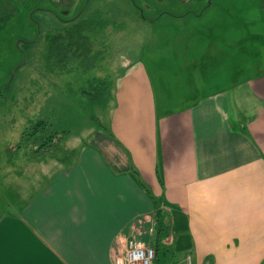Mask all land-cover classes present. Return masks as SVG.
Wrapping results in <instances>:
<instances>
[{
    "label": "crops",
    "instance_id": "obj_1",
    "mask_svg": "<svg viewBox=\"0 0 264 264\" xmlns=\"http://www.w3.org/2000/svg\"><path fill=\"white\" fill-rule=\"evenodd\" d=\"M185 63L181 102L188 85L161 90L139 63L117 79L110 131L0 215V264H113L151 242L156 207L172 264H264V70L205 89Z\"/></svg>",
    "mask_w": 264,
    "mask_h": 264
},
{
    "label": "rangeland",
    "instance_id": "obj_2",
    "mask_svg": "<svg viewBox=\"0 0 264 264\" xmlns=\"http://www.w3.org/2000/svg\"><path fill=\"white\" fill-rule=\"evenodd\" d=\"M65 1L36 3L51 12H31V3L0 23V215L23 207L59 164L80 154L93 130L110 131L117 79L133 65H143L154 86L167 84L161 90L188 85L170 95L172 102L189 99L183 97L192 87L188 76L179 78L189 72L185 62H195L198 76L190 81L204 80L205 89L212 79L227 88L233 78L264 70V0H89L85 9L87 0H73L67 17L81 11L99 25L89 41L49 63L46 37L54 32L57 38ZM101 80L104 99L92 102L82 91H94ZM39 119L61 138L43 153H33L31 143L17 148ZM165 249L154 264H172Z\"/></svg>",
    "mask_w": 264,
    "mask_h": 264
},
{
    "label": "trees",
    "instance_id": "obj_3",
    "mask_svg": "<svg viewBox=\"0 0 264 264\" xmlns=\"http://www.w3.org/2000/svg\"><path fill=\"white\" fill-rule=\"evenodd\" d=\"M39 1H51V0H0V23L7 22L11 17L14 16V14L17 13V11L27 5H30L31 3L35 4V8L32 9L31 12L35 10H39L38 6L36 5ZM87 0L82 7L85 9L88 4ZM73 0H67L64 2V8L62 12H59L60 18L56 16L58 19V24L60 27L57 28V38H54V32L52 34H49L46 37V40L48 42V49L47 53L45 54V59L47 62H51L53 60H62L65 56L69 55V52L71 50H74L73 46L74 44H77L78 42H87L90 40L89 35H91V30L93 25L98 24L99 21L97 19H89L87 17H82V12L80 11L77 14H71L68 15L70 17H67L65 14H68L70 10V6ZM52 7V6H51ZM69 8V9H66ZM81 8V7H80ZM72 9V8H71ZM43 11L51 12L50 10H44ZM71 13V11H70ZM57 24V25H58ZM55 31V30H54ZM51 44V45H50ZM72 47V48H71ZM72 56L75 54V51ZM71 53V52H70ZM102 90H106V87L104 88V80H101L98 82L96 89L92 92H85L82 91L83 94H86L89 96V99L92 102L101 101L103 98V92ZM48 123L45 120L39 119L32 123L22 134L23 142L21 144L19 143L17 145V148H19L21 145H27V144H33L32 147L35 149L33 150V153H43L46 150H48L50 147H54V144L56 141H58L61 136L57 134V132H48ZM62 134H65L63 132ZM161 211L156 207L155 212V231L153 232V238L151 239V242L148 244L154 249L155 257L154 262L156 261V257L159 254L161 245H164V239L167 238L170 234L169 228L167 226V222L160 221V218L157 217L160 216ZM151 236V234H150ZM148 236H146L147 239ZM147 243V242H146ZM167 254V247L164 250Z\"/></svg>",
    "mask_w": 264,
    "mask_h": 264
},
{
    "label": "built area",
    "instance_id": "obj_4",
    "mask_svg": "<svg viewBox=\"0 0 264 264\" xmlns=\"http://www.w3.org/2000/svg\"><path fill=\"white\" fill-rule=\"evenodd\" d=\"M154 257L155 252L150 245L131 236L126 240L123 252L114 254L113 264H154Z\"/></svg>",
    "mask_w": 264,
    "mask_h": 264
}]
</instances>
